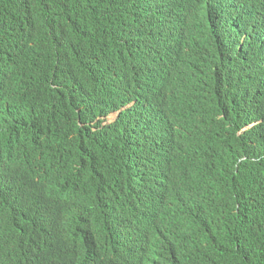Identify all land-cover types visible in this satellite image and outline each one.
<instances>
[{
	"label": "trees",
	"instance_id": "trees-1",
	"mask_svg": "<svg viewBox=\"0 0 264 264\" xmlns=\"http://www.w3.org/2000/svg\"><path fill=\"white\" fill-rule=\"evenodd\" d=\"M223 5L225 11L210 18L208 36L215 38L214 47L224 42L239 44L241 38L250 46L248 32L243 35L241 31L243 1L228 0ZM235 6L238 12L228 14V9ZM157 12V0H0V42L26 56L32 65H40L39 69L34 65L38 70L34 81L37 92L45 97L47 106L59 112L62 137L67 140L69 134L76 136L86 148L74 180L89 185L83 199L96 197L88 212L80 216L65 208L47 213L41 207L43 200L31 188L23 195L16 194L1 212L7 224L0 223V264H89L88 244L107 245L121 252L127 222L138 204L156 192L153 179L135 174V160L150 158L156 131L166 125L161 114L166 116L165 106H176L175 101L164 104L167 86L157 90V82L143 97L131 90L136 78L150 75V69L159 70L158 55L147 44L141 50L125 39L136 38L133 29L139 17L154 24ZM247 26L248 22L243 28ZM60 33L67 34L68 44L70 37L76 42L68 59H64ZM69 51L66 48V53ZM263 54L259 52L254 62H264ZM200 66L196 80L202 85L196 86L207 91V105L227 115H231L230 110L242 112L226 123L225 140L234 136L242 139L244 146L222 147L219 153L224 148L223 159L236 158V173L231 180L245 184L236 189L232 199V205H238V215L253 211L258 217L250 228V246H242L248 257L242 264H264V89L252 101L251 94L244 96L236 77L224 83L219 57ZM33 94L30 86L16 99L24 107ZM231 96L242 99L243 103L234 100L237 105L244 104L241 111L231 104L223 108ZM42 105L34 107L38 114L44 111ZM50 142L47 136L45 143ZM130 148L136 153L132 157ZM44 157L41 152L39 159ZM163 160L167 162V156ZM112 203L126 204L127 210L122 217L110 214L102 219L101 213ZM235 221L231 220V227ZM62 232L71 233L70 243L48 241L50 235L56 239ZM145 264L183 263L173 252Z\"/></svg>",
	"mask_w": 264,
	"mask_h": 264
},
{
	"label": "clouds",
	"instance_id": "clouds-1",
	"mask_svg": "<svg viewBox=\"0 0 264 264\" xmlns=\"http://www.w3.org/2000/svg\"><path fill=\"white\" fill-rule=\"evenodd\" d=\"M225 1L228 0H157L154 24L139 17L133 29L136 38L125 39L141 50L147 44L158 55L159 70L150 69V75L136 78L132 92L143 97L147 88L152 89L157 82V90L167 86L164 104L175 101L176 106L164 105L166 116H161L166 125L156 131L150 158L135 160V174L153 179L156 192L138 204L127 222L121 252L107 245L88 244L89 264H145L173 252L183 264H242L248 260L242 246H250V228L258 217L253 211L238 215V205L233 206L232 199L236 189L245 184L231 180L236 173V158L223 159L224 148L219 153L222 147L244 146L242 139L234 136L225 140L226 123L242 112L230 110L231 115H227L208 106L207 91L196 86L202 85L196 73L202 69L200 63L219 57L224 83L236 77L244 96L251 94L255 101L264 89V62H254L259 52L264 53V0H242L245 12L241 31L243 35L248 32L250 46L241 38L239 44L224 42L214 47L215 38L208 36L210 18L225 11ZM236 12V6L228 9V14ZM247 22L248 28L244 29ZM66 35H62L64 59L74 53L76 46L72 37L69 44L66 42ZM34 65L16 49L11 51L0 42V223L5 224L2 210L27 188L43 200L41 207L49 214L65 208L81 216L96 200L83 199L89 185H79L74 180L77 163L86 148L76 136L69 134L67 140L62 137L59 112L47 106L45 97L36 90L38 70ZM30 86L34 94L22 107L16 97ZM237 99L242 102L238 96L227 97L223 108L231 104L241 111L244 104L237 105ZM41 104L44 111L38 114L34 107ZM47 136L51 137L48 144ZM41 152L45 157L39 159ZM134 154L130 148V157ZM166 156L167 162L163 160ZM254 200L259 203L258 198ZM126 210V204L112 203L101 218L110 214L122 217ZM228 216L231 219L223 221ZM233 218L236 221L231 227ZM71 237V233L62 232L56 239L50 235L48 241L70 243ZM80 253L85 255L83 246Z\"/></svg>",
	"mask_w": 264,
	"mask_h": 264
},
{
	"label": "bare ground",
	"instance_id": "bare-ground-1",
	"mask_svg": "<svg viewBox=\"0 0 264 264\" xmlns=\"http://www.w3.org/2000/svg\"><path fill=\"white\" fill-rule=\"evenodd\" d=\"M168 1H170V0H168ZM161 13H162V12H161ZM242 13H244V12H242ZM261 13H262V12H261ZM263 55H264V54H263ZM254 143H255V142H254ZM256 143H257V142H256ZM258 143H259V142H258ZM258 143H257V144H258ZM257 144H256V145H257ZM259 145H260V144H259ZM26 165H28V164H26Z\"/></svg>",
	"mask_w": 264,
	"mask_h": 264
}]
</instances>
